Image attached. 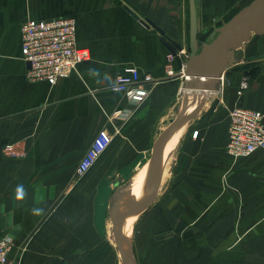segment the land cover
<instances>
[{
	"label": "crops",
	"instance_id": "crops-1",
	"mask_svg": "<svg viewBox=\"0 0 264 264\" xmlns=\"http://www.w3.org/2000/svg\"><path fill=\"white\" fill-rule=\"evenodd\" d=\"M252 1L0 0V236L12 240V258L114 260L113 208L125 206L139 264H264V148L227 152L231 109L264 113V32L228 51L205 101L185 95L180 75L193 46L197 62L218 35L215 16ZM57 17L75 18L90 60L55 84L30 80L22 25ZM129 67L151 77L142 102L111 88ZM103 127L112 142L78 176ZM8 142L25 156L6 155Z\"/></svg>",
	"mask_w": 264,
	"mask_h": 264
},
{
	"label": "built area",
	"instance_id": "built-area-1",
	"mask_svg": "<svg viewBox=\"0 0 264 264\" xmlns=\"http://www.w3.org/2000/svg\"><path fill=\"white\" fill-rule=\"evenodd\" d=\"M180 54L186 49L178 50ZM22 53L28 63L27 76L30 80H45L55 84L67 77L80 63L90 60L87 47L77 43V24L73 17H57L47 20L28 19L22 25ZM174 55V54H172ZM183 68L180 75L184 76ZM168 75H176L172 66ZM151 77L141 75L135 67L125 69L111 84L114 90L122 91L128 98L142 102L151 93L144 82ZM248 78H244L237 90L239 97L248 88ZM264 113L261 110L235 106L230 111L229 138L227 152L236 158L248 156L258 148H264ZM198 131L194 132L197 136ZM114 134L107 127L100 129L76 166V174L82 176L96 163L112 142ZM3 151L14 158L25 156L17 142H8ZM13 242L7 235L0 236V264H21L22 257H11Z\"/></svg>",
	"mask_w": 264,
	"mask_h": 264
},
{
	"label": "water",
	"instance_id": "water-1",
	"mask_svg": "<svg viewBox=\"0 0 264 264\" xmlns=\"http://www.w3.org/2000/svg\"><path fill=\"white\" fill-rule=\"evenodd\" d=\"M255 23L257 24L255 25ZM253 29L260 33L264 32V0H253L229 22L225 23L197 62L194 51L195 46H193L190 61L187 62L184 74L185 79L182 89L185 95L193 91L204 92L203 101H205L209 92L217 90L223 72V62L228 51L240 47L247 41ZM173 51L176 53L175 50ZM124 210L117 213V206L113 208L112 218L119 231L113 229L116 241H119L122 236V239L124 238L125 233H123L122 225V220L126 214ZM120 241L122 244V240ZM125 252L122 245V257L124 259ZM125 262L126 264H133L134 256L131 250Z\"/></svg>",
	"mask_w": 264,
	"mask_h": 264
},
{
	"label": "rangeland",
	"instance_id": "rangeland-1",
	"mask_svg": "<svg viewBox=\"0 0 264 264\" xmlns=\"http://www.w3.org/2000/svg\"><path fill=\"white\" fill-rule=\"evenodd\" d=\"M240 2H241V4L242 3H244V2H247V3H249L251 0H239ZM234 16H215V18H214V20L216 21V22H214V27L213 28H211L213 31H214V28H215V32H218V30L220 31V26L221 25H224L225 23H227V22H229L232 18H233ZM257 23H255V25H256ZM254 31H256V29H253V32ZM213 35H215V34H213ZM232 50L233 49H230V52H232ZM118 213V212H117ZM112 226H113V229L114 230H117V232H119L118 231V227L114 224V221H112ZM130 233H131V248H130V250L132 251V254H133V256H134V262H133V264H139V261H138V259H137V254H135V250H134V246H133V229H132V227H130ZM112 231V230H111ZM118 235H119V233H118ZM120 237H121V235H120ZM123 237V236H122ZM122 237H121V239L120 240H122V243H123V239H122ZM111 240H112V242H113V244H114V246H115V250H116V256H115V259L114 260H108V261H105L103 264H125V261H124V258L122 257V245L123 244H121V241L119 240V241H116L115 240V233L114 232H111ZM130 252V251H129ZM110 254H112V252L110 253ZM106 256H109V254H107ZM112 257V256H111ZM64 264H73V263H69V262H65ZM74 264H76V263H74Z\"/></svg>",
	"mask_w": 264,
	"mask_h": 264
},
{
	"label": "bare ground",
	"instance_id": "bare-ground-1",
	"mask_svg": "<svg viewBox=\"0 0 264 264\" xmlns=\"http://www.w3.org/2000/svg\"><path fill=\"white\" fill-rule=\"evenodd\" d=\"M137 192V191H136ZM140 193V192H139ZM139 197V196H138ZM137 197V198H138ZM123 203V201H121V202H119V206H121V204ZM131 203V202H130ZM128 204V203H127ZM124 208H126L125 206H123V207H121V208H119V209H117V212H119V211H121V210H123ZM136 210V209H135ZM134 210V211H135ZM128 212V211H127ZM125 216H126V218H125ZM134 217V212H129V213H126L125 215H124V218H123V220L122 219H119V220H122V225H123V233H125L124 234V238H123V246H124V248H125V253H124V256H125V259H124V261H126V259H127V257L129 256V251H130V248H131V233H130V227H131V224H132V218ZM125 264H126V262H125Z\"/></svg>",
	"mask_w": 264,
	"mask_h": 264
},
{
	"label": "trees",
	"instance_id": "trees-1",
	"mask_svg": "<svg viewBox=\"0 0 264 264\" xmlns=\"http://www.w3.org/2000/svg\"><path fill=\"white\" fill-rule=\"evenodd\" d=\"M108 245V246H107ZM105 247L107 250H102L100 255L102 256V258H104L107 254H108V251H110L112 249V246L108 243ZM112 251V250H111ZM106 252V253H105ZM105 261L102 260H96V261H89L87 264H103ZM69 263H76L75 261L74 262H69Z\"/></svg>",
	"mask_w": 264,
	"mask_h": 264
}]
</instances>
